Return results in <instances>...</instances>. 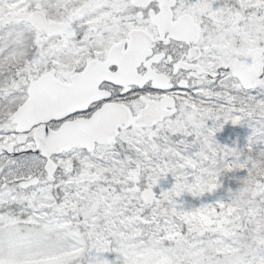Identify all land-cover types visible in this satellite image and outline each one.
<instances>
[{"label":"rangeland","instance_id":"1","mask_svg":"<svg viewBox=\"0 0 264 264\" xmlns=\"http://www.w3.org/2000/svg\"><path fill=\"white\" fill-rule=\"evenodd\" d=\"M73 1L81 2L72 6ZM84 1L91 0H0V71L5 74L0 78V144L22 152L9 115L25 99L30 81L47 67L67 82L91 52L98 56L128 31L148 27L132 14L129 0H94L87 7ZM221 1L232 3L229 21L217 18L222 8L216 0H177V10L190 12L203 24L200 46L206 68L223 64L234 52L264 47V0ZM51 2L63 10L45 11ZM31 10L73 22L88 10L85 23L101 31L87 48L76 50L73 43L64 50L65 38L47 40L28 23L9 22ZM20 43L29 44L28 49ZM7 64L17 68L3 70ZM211 87L207 81L194 83L178 98L176 118L151 130L120 132L112 148L92 154L76 149L55 157V183L42 171L40 158L11 161L2 156L0 264H264V157L257 151L263 139L249 132L232 138L228 130L243 120L238 112L244 110L233 108L237 97L250 105L247 119L264 121V96L238 93L236 82L226 76L214 87L213 95L222 103L218 105ZM200 95L203 101L198 102ZM155 98L149 94L123 104L136 113L141 99ZM205 122L209 133L195 132ZM219 127L226 131L221 138L213 132ZM30 139L28 135L26 144ZM225 152L224 158L218 156ZM242 162L246 174L250 169L260 172L250 185L245 174L231 189L230 171ZM84 173L96 175L98 182L81 184L78 175ZM34 176L39 185L22 191L18 183ZM143 189L152 192L150 202L140 200ZM200 216L213 225L204 229ZM177 234L178 243L166 242Z\"/></svg>","mask_w":264,"mask_h":264},{"label":"water","instance_id":"2","mask_svg":"<svg viewBox=\"0 0 264 264\" xmlns=\"http://www.w3.org/2000/svg\"><path fill=\"white\" fill-rule=\"evenodd\" d=\"M147 0H133V5L144 6ZM166 11L161 10L156 18L152 19V24L157 27L160 36H166L168 31L176 41H187L190 34L194 35V40H198V28L193 24L189 16H183L174 24H170L172 18L170 8L175 5L171 0H166ZM29 19L32 26L37 31H42L46 35H59L61 26L47 24L44 16L37 12L30 18L28 14H16L11 21H26ZM141 31L129 33L127 50L122 49L123 43L110 49L107 62L101 67L88 64L83 74L73 75L70 78L72 85H60L54 79L53 72L41 77L38 81L30 83L27 95L28 101L13 115L17 125L16 132L21 134L29 132L35 125L47 124L53 120H64L69 115L77 111H85L91 104L101 99L97 93V88L102 81L120 83L134 76V69L141 63L146 56L147 39ZM168 38L167 36L165 37ZM193 50V49H192ZM252 52H248L246 60ZM197 57V56H196ZM198 58V57H197ZM109 65H116L118 70L113 76L105 71ZM230 71L231 76L236 78L244 90H264V72L260 75L259 70L251 68L243 63L232 60L228 65L220 67L218 72L224 74ZM192 75L196 79H203L206 74L201 73L200 68H194ZM218 78V77H215ZM175 104L172 99L160 101V103H147L146 107L139 111V115L132 117L129 111L119 105L106 104L101 110L89 120H77L75 122H65L58 131L51 132L49 128L43 126L36 130L34 134L35 150L29 147L27 154L35 153L48 161L45 171L52 178L55 173L54 165L49 158L52 155L69 151L77 146L94 151V145L111 146L118 137V129L127 130L133 126L136 129L151 128L161 123L165 118L176 114ZM18 144L25 143L24 137L18 138ZM11 149H5L0 145V156L9 153ZM9 155V154H8ZM11 157V156H10ZM81 181L94 180V176L89 174L80 177ZM37 179H31L20 183L21 189L36 186ZM150 192L145 190L142 199L149 200ZM204 226L209 227L210 221L203 219ZM161 264V263H157Z\"/></svg>","mask_w":264,"mask_h":264},{"label":"flooded vegetation","instance_id":"3","mask_svg":"<svg viewBox=\"0 0 264 264\" xmlns=\"http://www.w3.org/2000/svg\"><path fill=\"white\" fill-rule=\"evenodd\" d=\"M93 1L94 0L88 1L89 5H91ZM96 3L97 2L95 1L94 5H96ZM165 3H166L165 0H148L143 8L137 9L136 7L134 8V6H131L130 10L132 14L136 16L137 20L146 22L148 26L146 31L153 38L152 42L155 43L154 46H152L151 48L150 54L147 55V58L145 62L143 63V65L144 64L149 65L150 70H152L153 72L157 74L164 75L169 80V83L173 85L170 96L172 94L173 96L177 97L178 95H180L179 88H178L179 83L181 81H184L185 83L190 82L189 73L185 72V70L182 67H187L191 65L192 62L188 63L189 57L187 55V51L189 48L188 46H186L185 42L178 43L170 39L168 40L167 44L161 41L160 42L158 41L157 43L158 34L156 31V27L153 26L151 23V17L155 15L156 13H158V11H160L162 8L166 9ZM174 4H175V7L171 11L172 18L169 20V22H172V23L177 21L179 17L185 14H188V15L190 14V12L188 13V12L177 10L178 3H174ZM48 6L56 7V5H53V3L49 4ZM48 6L46 7V9H48ZM191 8L194 9L195 5L192 4ZM88 13L89 11H85V14L83 16L82 15L78 16L77 17L78 21L76 22H73L72 20L70 21L64 20V21H59V22L62 23L64 26L70 27V29L74 32V35H75L74 39L77 38V36L85 38L86 40L85 42L89 46L92 40L86 38V36L88 35V27H87V23H85L86 21L88 22V19H87ZM190 15L194 17L192 14ZM55 22H58V21H55ZM97 32H99L98 29H93L92 32L89 31V34H91V37H93ZM127 33L123 36H120V38H116L117 42L124 41L126 39ZM64 37H65V34L62 33L59 37H51L49 39L47 38V40H50V39L60 40V38H64ZM74 39H71V40H74ZM67 41H68L67 45L63 47L64 50L68 46H70V48H73V44H71L72 41L68 39ZM100 50H101V53L98 56L97 55L95 56L94 54L92 55V52L91 54L87 56V58L83 61V64L80 66L79 72L83 69V67L88 61L96 59L98 61L104 62V59L106 58V55H107V50L103 48ZM200 51H201L200 56L202 58L197 63L205 69L206 67H204L205 59H203V51L202 50ZM258 61H259V64H262L264 62V56H261L258 59ZM143 65L137 68V77L139 75L143 76L145 74L146 71L144 70ZM259 67H262V65H259ZM110 71L114 72V69H110ZM101 89L103 91H107L108 93H110L111 101L120 102V103H125L128 100H130V98H138L139 96H148L149 94L156 95L155 93H153L154 91L151 89L150 84L145 85L140 88L139 87L137 88L135 86L127 87L126 89L127 93H124L125 90L123 88H120L117 86L115 87L110 84L103 85Z\"/></svg>","mask_w":264,"mask_h":264},{"label":"trees","instance_id":"4","mask_svg":"<svg viewBox=\"0 0 264 264\" xmlns=\"http://www.w3.org/2000/svg\"><path fill=\"white\" fill-rule=\"evenodd\" d=\"M221 2H223V3H221ZM220 3L223 5L224 8L230 9V4L231 3H229V1H228V3L224 2V1H220ZM229 14L230 13H228V12L224 13L221 16L220 20H222V18H225V19L227 18L228 19L229 18ZM254 124H256V123L253 122V125ZM251 129L252 128H251L250 121H248V122H244L243 121L241 124H237V126H231V127L228 126V130L231 131L230 135L232 136V138H234V137L238 138L239 134H241V133L244 134L246 131L251 130ZM256 129L258 130V133L260 132V138L263 139V141L260 143V146L258 147L257 151L259 153L260 152H263L262 156L264 157V121L258 122L257 123V126H256ZM221 130L222 131H218L216 133V136L218 138H220L221 136H225V134H226V131H225L224 128H222ZM226 154L227 153L225 152L223 154H219L218 156H222L224 158L226 156ZM231 154L232 153L229 152L228 156H231ZM218 160H220V159H218ZM222 166H223V164H219V167H222ZM243 166H244V163L243 164H235L234 165V170H231L230 171V173H233L234 175L230 177L232 179H231V182L229 183V185H230L229 188H231V189L235 188V186H234L235 183L236 182H240V179L242 181V177L246 174L245 173V167H243ZM261 168H262L261 170L264 169V167H261ZM259 172H257L256 169H255V171H254V169H250V171L245 175L246 183L250 185L251 182L255 181L256 180V177H257V174ZM222 173H227V170L225 168L224 169L222 168ZM236 179H237V181H236ZM226 180L228 181V178ZM56 192H58L57 189L53 193H56ZM216 258H215L216 261L219 260V256H217ZM213 261H214V259H213ZM217 263H218V261H217Z\"/></svg>","mask_w":264,"mask_h":264}]
</instances>
